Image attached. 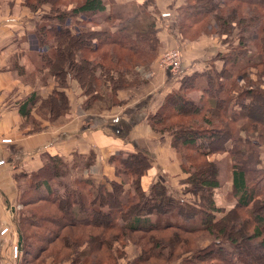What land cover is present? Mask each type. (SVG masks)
Returning <instances> with one entry per match:
<instances>
[{"label": "trees", "instance_id": "trees-1", "mask_svg": "<svg viewBox=\"0 0 264 264\" xmlns=\"http://www.w3.org/2000/svg\"><path fill=\"white\" fill-rule=\"evenodd\" d=\"M195 1L198 4L194 3L192 5L187 0L184 5L177 9L180 29L198 23L206 26L209 19L215 17L221 28L228 29L232 22L235 24L240 23L239 27L244 33L240 31L236 46L222 54L221 57L226 58L223 62L225 64L224 68L218 71L213 66L210 70H205L200 76L199 87H195V85L184 86L186 88L182 89L183 94L190 90L201 89L197 102H190L192 106L188 110H184V107L181 108L186 98L181 97L177 91L173 90L168 93L165 99H175L177 107L166 108L167 106L164 104L161 107L163 111L160 110L155 117L149 116L153 130L161 134L171 135L172 145L175 146L181 159L182 171L188 174L182 194L191 193L194 200L184 199L182 195L174 197L168 194L167 188L158 181L146 188L143 187L140 174L149 164V161L142 153L131 155L130 159H136L139 163L134 162L127 169H123L120 165L121 163L126 165L128 159L120 158L117 160L114 173L120 179L110 181L109 190L105 187V184L94 181L91 176L82 175V169L84 167L88 169L92 164V156L83 158L85 160L84 167L79 168V177L73 178V184L59 183L58 187L54 188L53 183L55 184L56 181L53 179L59 175L60 167L63 166L62 159L54 155L42 169L30 175L41 178L34 186L35 188L43 185L46 189L43 192L44 195L39 194L42 197L39 199L40 202L42 200L44 204H51L57 209L56 214L50 220L51 224L57 226V229L65 228L63 234L60 235L57 232L55 238L51 239L54 243L57 240L60 242L56 250L52 248L47 254L52 258V263L61 264L74 260L78 264H88L87 260L90 257L92 262L107 264L105 253L103 252L104 256H100V251L96 248L100 240V243L105 242L110 247L113 243L120 242L118 247L122 250L128 243L141 247L143 251L144 246L149 245L155 246V248L158 246L166 247L170 249L167 254L170 258L166 260L171 261L173 252H175L172 250L176 248L178 251L175 257L192 251L190 247L192 245L188 244L191 240L190 235L200 233L206 235V237H211L214 240L213 245H217L219 250L210 248L207 253L201 256L194 255L193 258L200 261L214 260L217 261L216 264H246L236 244L238 240L234 234L236 231L233 230L236 227L237 219L231 213H237L238 208L247 210L245 213L247 218H245V223L242 225H246L244 230L252 231V237L257 239L254 243L256 250L259 251L256 257L259 258V254L264 257V168L261 165H259L260 168L257 167V163L260 162L259 148L262 146L259 141L264 139V129L259 131L257 128L259 121L249 118L246 114V108L253 103L254 96L264 97V91L258 90L259 88L241 89L235 95V92L239 89L235 83V78L239 74L243 75V78L245 77L244 70L247 65L264 67V21L262 13H259L260 8L264 9V0H239L257 6L256 9L248 11L247 15L244 14L245 16L239 19L236 11H234L237 10L238 6L232 8L228 13L220 12L228 0L223 2H216L217 0ZM108 2L106 0H77L72 8H66L65 5L64 9H61L62 11H58L54 18L50 19L52 20L50 23L38 25L33 42H35L36 48L41 51L40 56L52 67L54 66L55 74L63 71L67 66L69 72L79 78L80 85L87 86L88 89L91 86V89L95 92L103 90L104 94L98 98V104H108V107H111L115 97L114 88L123 86L127 80L133 82L137 79L130 78L129 68L152 62L159 45V38L154 28L155 19L152 16L154 11L158 12L154 0H145L140 8H134L136 7L135 4L122 3L116 5L117 10H114V12L112 8L115 4L110 2V4H107ZM147 6H151V12L146 8ZM181 17L183 18L181 19ZM73 19L76 24H80L76 26L77 29L71 31L69 20ZM100 21L106 23V28L91 27L94 24L98 25ZM181 21L187 22L188 25H181ZM251 27H254L253 31L256 32L252 36L248 35L247 38H244L243 36H246L245 31ZM224 33L228 32L224 31ZM48 34L55 38L51 43L46 41ZM249 40L256 43L253 48L250 47V44L254 43H250ZM101 41L106 45H110L111 48L108 51H102L101 55H96L94 62L82 57V55H80L79 60L77 59L76 54L79 53L80 49L87 47L90 52L95 53ZM255 46L260 50L257 51ZM123 49L127 52L119 54L118 50ZM74 56H76L78 64L73 63ZM260 70L259 76L264 75V68ZM245 80L246 84L252 83L246 77ZM108 83L111 84V89L106 88ZM106 89L110 92L105 93ZM56 91L58 94H63L62 91ZM59 98L62 101V97L58 96ZM32 101L33 99L29 97L24 100L23 104L31 105ZM64 102L66 103L65 97ZM53 104L54 101L52 100L48 104L49 112L47 114L51 116L54 114ZM86 108L94 109L93 106L89 105ZM28 113V110L24 112L26 117L29 116ZM32 124L35 126V123ZM262 124L264 128V122ZM206 127L215 128L219 132H207L204 130ZM219 128L224 129V131L220 132L222 130ZM241 128H245L249 134L246 136L245 133L244 139L238 137ZM223 136H226V138ZM215 140H221V148L214 147ZM241 140L248 143V145L241 144ZM185 149L191 152L185 155L183 154ZM216 149L229 153L230 158H232L229 172L236 206L226 211V214L221 216L220 219L214 221L216 216H213L211 212L217 210V208L214 201H212L211 193L219 186V181L215 163L209 161L207 157L213 155ZM199 158L203 161L198 162L197 159ZM42 170L45 172L50 171L52 180H48V177L41 175ZM131 172L134 176L130 181H126L124 177ZM148 189L149 192H146ZM202 190L205 194L200 195L199 192H202ZM30 200L34 199L31 198ZM203 203L209 209V211L206 209L204 214L200 213ZM158 204H162L164 209H160ZM115 205L120 207L113 209ZM38 206L39 208L29 209V216L26 218L21 217L16 225L17 236H21V239L18 240L20 254L28 251L22 220L39 229L45 227L43 224L38 223L39 221H34L36 214L41 213L44 207H41V204ZM228 214H231V216ZM95 216L107 217L108 220L102 225L103 228L97 224ZM199 217L200 220L195 223ZM187 218L194 221V224L186 222L188 221ZM106 228L115 229L116 234L114 237H108V239L105 237L103 230ZM86 229L88 231L84 234ZM167 229H174L176 232L172 236L170 235L168 239H164L162 236H154L149 238L147 243H143V245L139 244L137 239L131 237L132 232L135 231L152 232ZM116 235L120 236L117 237ZM172 245H176V248ZM57 248L66 250L60 253L59 260H56V255L59 254ZM144 259L145 257L140 258L139 261H144ZM113 262H115V259L110 258L108 264H113ZM250 262L253 264L252 260Z\"/></svg>", "mask_w": 264, "mask_h": 264}, {"label": "rangeland", "instance_id": "rangeland-1", "mask_svg": "<svg viewBox=\"0 0 264 264\" xmlns=\"http://www.w3.org/2000/svg\"><path fill=\"white\" fill-rule=\"evenodd\" d=\"M9 1V0H7ZM77 0H20V5L22 4L27 6L28 10L32 11L34 14L38 13L40 15V20L38 21V25L43 24V23H50L51 18H54L55 14L58 11H62L64 9V6L66 5V8H72L76 4ZM145 0H129V1H124V4H135L137 8L144 4ZM160 2L162 12H153L152 16H154L155 19V25L154 28L158 32L157 36L161 37V35L166 34V36H163L159 38L158 42V48L156 49L154 53V58L152 62L147 63V64H138V66H133L129 68V76L130 78H137L133 82H130V80L126 83L123 84L121 87L114 88V100L112 101L113 104H111V107H108V104L102 105L98 104V98L102 97L104 92L103 90L101 92H95V90L91 89L92 87L89 86V89L87 86L80 85L79 78L74 75L73 73L69 72L67 66L65 69L59 73L54 72V66L48 62L42 57V56H34L36 53H32L30 56L26 57L28 60H31L33 63L28 66H23L19 67L17 66V73L19 75H22L21 81L24 84L30 85L31 88L33 89V94H31L30 98L33 99L30 107H33V113L37 116H40L41 118L44 117L45 120H50V122H59V121H65V118H68L69 114V109L71 110V107L73 109H77L76 114L78 113H85V111H91L92 113H99V112H104V111H113L115 109L123 108L125 104L133 101L134 99L138 98L139 95L144 93L145 91H149L153 88L154 83H158L163 80V77L165 76L163 72H169L174 78L175 82L177 84V88L175 91L178 92V95L181 97H185V103L181 106L184 110H188L192 105L190 102H197V99L199 97V94L201 93V89L197 90H190L186 94H183V88L185 85L187 86H198L200 85V80H201V75L204 73L206 70H210L211 67L214 66V68L218 71H220L221 68L225 67V62L226 58L221 57L224 52H228L236 46V41L238 40V34L241 31V28L239 27V24L231 23V25L228 26L227 28H221L218 24V20L215 19V17H211L209 21L207 22L206 26L200 25L201 23L195 24V25H190L189 27L184 26L181 27L179 26V15L177 12V9L184 5L187 0H158ZM168 1V3H166ZM190 3L193 5L194 3L198 4L195 0H189ZM223 2L224 0H217L216 2ZM185 2V3H184ZM203 3V2H200ZM10 6L7 7V9H12L14 6L13 0H10L8 3ZM118 6V5H117ZM238 6V7H237ZM237 7L236 11L237 13V18L239 19L240 17H244L245 15L248 14V11H251L252 9H256L257 6L255 5H250L248 3H243V1L239 0H228L225 5L221 8V13H228L232 8L234 9ZM146 8L149 9L151 12V6H147ZM6 9V10H7ZM62 9V10H61ZM34 10V11H33ZM113 12L116 9V5L113 6L112 8ZM166 14V15H163ZM259 13H262V18L264 21V9H259ZM245 14V15H244ZM100 18V17H98ZM183 17H181L182 19ZM261 18V19H262ZM68 22V21H67ZM71 22L70 24V29L71 31L77 29V25L80 23L76 24L74 19L69 20ZM103 21H100V23L94 24V26H91L93 28H98L100 29L106 28V23H102ZM181 25H188L187 22H182ZM242 25V23H241ZM240 25V26H241ZM204 27V28H203ZM204 30V32H203ZM254 27L249 28L247 31H245V35L243 36L244 38L249 36H252L254 31ZM224 31H227L228 33H224ZM161 32V34H159ZM243 32V30L241 31ZM244 33V32H243ZM254 37V36H253ZM252 37V38H253ZM54 37L50 34L46 36V41L47 43H51L54 41ZM100 41V39H99ZM248 42V41H245ZM254 44H250V43ZM249 44L251 45L250 47L253 48L254 45L256 44L255 42H252L249 40ZM84 46V45H83ZM81 46V47H83ZM109 48H111L110 45L104 44L102 41L99 43V48L97 51L90 52L87 47H83L80 49L79 53L76 54L77 59L79 60L80 55L82 57H86L90 61L94 62V58L96 55H101L102 51L104 52L105 50L108 51ZM256 50L258 49L257 46H255ZM41 52V51H40ZM127 52V50H118L119 54H123ZM129 52V51H128ZM39 53V50L38 52ZM250 53V52H249ZM248 53V54H249ZM75 59L73 63L78 64V60ZM43 59V60H42ZM227 61V60H226ZM168 62H176L179 63V67L173 71L170 68H167L166 65ZM252 63V62H251ZM131 65V64H130ZM178 66V65H177ZM70 68V67H69ZM264 67L258 65V66H246L244 70V76L248 78L252 83L246 84L245 77L243 78V75L239 74L237 78H235V83L238 86L239 89L235 92V95L240 92L242 89H258V90H263L264 91V75L259 76V71ZM98 69V68H97ZM131 69V70H130ZM68 70V71H66ZM99 72V71H97ZM134 72V73H133ZM258 74V75H257ZM104 80V79H103ZM189 80V81H188ZM71 84V85H70ZM73 86V87H72ZM253 86V87H252ZM71 87L76 90V93L73 94ZM98 87V86H97ZM199 87V86H198ZM69 88V89H68ZM106 88L111 89V84H107ZM59 89V91H62L63 94H58L56 91ZM183 89V90H182ZM40 90H44L47 92L46 97H42L38 92ZM71 90V91H70ZM182 91V92H181ZM57 92V94H56ZM106 92L108 89H106ZM68 94H71V102H69ZM58 96L62 97L58 99ZM64 97L66 98V103L64 102ZM174 98V96H173ZM254 101L253 103L250 104V107L246 108V114H248L249 118L253 120L259 121V124L257 125V128L259 131H262L263 128V122H264V97L262 96H254ZM54 101V114L53 116L48 115V108H49V103ZM79 100H81L82 104L79 107ZM248 102V101H247ZM76 104V105H74ZM164 104L167 106L166 108H171V107H177V102L175 99H165ZM93 106V110L87 109L86 106ZM71 106V107H70ZM78 106V107H77ZM76 107V108H74ZM238 109V107H237ZM84 110V112H83ZM160 111V110H159ZM154 112L152 115L153 117L158 115V112ZM161 111L163 109L161 108ZM111 113V112H110ZM32 117V116H31ZM50 117V118H48ZM263 121V122H262ZM262 122V123H261ZM38 123V122H37ZM158 126V125H157ZM40 127V126H39ZM38 127V128H39ZM204 127V126H201ZM222 130L221 128H219ZM207 132L215 131V133L219 132L215 130V128H208L204 129ZM156 131V130H154ZM224 129L220 132H223ZM245 133L246 136L249 134L245 130V128H241V130L238 133V137L244 139L245 138ZM236 135V134H235ZM171 136V135H170ZM226 138V136H223ZM173 140V139H172ZM262 146L259 148L260 151V162L257 163V167L259 165L263 166L264 168V139L259 141ZM221 140H215L214 147L216 148H221ZM229 143V142H228ZM172 144V143H171ZM241 144H247L241 140ZM175 148V146L173 145ZM182 149V147H181ZM176 150V148H175ZM183 150V149H182ZM191 151L190 150H184L183 154H189ZM92 156V161L94 159L93 153L90 152L86 155V157H91ZM50 157L49 154L46 156L43 155L41 158L43 160H48ZM175 159L179 161V165L181 167V159L179 158V154L177 150L175 151ZM209 161H213L216 166V173H217V178L219 181V186H217L213 191H212V201H214V204L217 208V210H212L211 214L213 216H216L214 221L217 219H220L221 216L225 215L226 211H228L231 208H234L236 206V201L234 198V193L231 187V180H230V172H229V167L232 164V158H230L229 153L226 152H221L219 149H216V152L213 153V155H210L207 157ZM76 157L72 156L70 159L66 162L61 161L63 166H61V170L59 171V175L55 176L53 180L56 181V183H53L54 188L58 187L57 185L67 183V185H71L74 182L75 178H78L79 174V168L84 167V159L80 160V164L76 161ZM198 162H202L203 159H197ZM117 163L118 161L115 160ZM139 163L136 161V159H130L127 160L125 163L126 165H123L121 163V167L123 169L130 168L132 163ZM93 163V162H91ZM90 165V164H89ZM92 165V164H91ZM100 169V168H99ZM182 170V168H181ZM57 172V171H56ZM98 174L100 175L99 172L100 170L97 171ZM183 172V171H182ZM41 175H45L48 177V180H52L50 177V171H41ZM58 173V172H57ZM133 172L127 174L124 178L126 181H130V179L134 176L132 175ZM184 172L182 175L184 177H187V173ZM40 175V174H39ZM98 175V176H99ZM141 184L143 187H147V183L144 178V170L141 172ZM87 176H90L87 174ZM74 178V179H73ZM41 178H37L36 175H32L28 177V180H26L25 183H21L23 180H18L19 184V189H20V196L17 199L16 198V207L17 209L14 211L12 215V220L11 222L13 223V227H11V235L15 237V240L12 244V264H54L52 263V258H50L47 254L54 248L56 250L57 245L60 244L59 240H57L55 243L51 239L55 238V234L58 232L61 234L64 233V229H57V226L51 224V218L56 214L57 209L55 206H52L51 204L43 203L40 197L41 194L44 195V188L43 185H41L39 188H35L34 186L37 185L38 180ZM183 177L178 179L177 182H171V186H168L167 188V193L170 195H173V192L176 191L177 194H181L184 199L186 198L187 200H194V197L192 196L191 193H185V195L180 192L179 189H182V181L184 182ZM54 181V182H55ZM24 182V181H23ZM58 182V183H57ZM108 186L109 184L106 183ZM177 187V188H175ZM179 187V188H178ZM185 187V186H184ZM30 188V189H29ZM62 191V190H61ZM146 192H149V189L146 190ZM200 195L205 194V192L202 190V192H199ZM202 193V194H201ZM40 194V195H39ZM33 198L34 200H30ZM201 199V198H200ZM198 201V200H197ZM41 204L42 212L36 214L34 221H39L38 223L43 224L45 227L42 229H39L38 227H35L33 225L27 224V221L22 220V225L24 229V234L27 238L26 242L28 243L27 249L28 251L26 253L20 254V250L18 249V242L17 239L19 238L17 236V223L19 222L18 220L22 218H26L29 216L28 210L29 209H35L39 208L38 205ZM160 209H164V206L162 204H158ZM202 210H200V213L204 214V211L207 209L206 204H202ZM120 207L119 205H115L113 209H116ZM56 209V211H55ZM40 210V209H38ZM44 210V211H43ZM209 211V209H207ZM260 208L258 209V211ZM246 209L245 208H238L237 213L233 212L231 213L236 221V227L233 228L234 234L236 235L235 238H237V245L238 249L243 255L244 258V263L246 264H251L250 260H252L253 264H264V257L263 255L259 254V258H257V252L255 248V241L257 239H254L252 236V231L244 230V227L246 225H242L245 223V218L246 215ZM257 211V212H258ZM231 214H228L231 216ZM202 216V215H200ZM228 216V217H229ZM190 217V216H186ZM214 218V217H213ZM96 222L99 226L102 227L104 225L105 221L108 220L107 217H101V216H95ZM189 223L194 224V221L190 220L187 218ZM200 220V217L195 223H198ZM185 222V221H184ZM185 222V223H186ZM101 223V225H100ZM47 228V229H46ZM103 228V227H102ZM74 230H78L73 228ZM239 231H238V230ZM57 230V231H54ZM91 230V229H89ZM79 231V230H78ZM88 230L86 229L84 234H86ZM104 231L105 237L108 239V237H114L116 234L115 229L113 228H106ZM10 232V231H8ZM7 232V233H8ZM176 231L174 229H167V230H157V231H152V232H146V231H135L132 232L131 237L134 239H137L138 243L143 245V243H147V240L149 238H152L154 236H162L164 239L170 238V235L174 234ZM119 237L120 235H116ZM18 237V238H17ZM48 238V239H47ZM190 246L192 248V251L187 252V253H182V255H179L178 257L176 256V253L178 249L176 248V245H172L176 249L172 250L175 251L173 252V256L171 257V261H167V258H170L167 256L168 252L170 251L169 248H164V247H157L155 246H144L145 249L144 251L142 250L141 247L136 246L133 243H128L125 248L122 250L121 248L119 249L118 242H115L111 245H107V243L103 244L100 243V241L97 243V247L99 249V254L100 256H107L106 262H110V258H114L115 262L113 264H216L214 260H197L196 258H193L194 255H203L204 253H207V250L210 248H214L216 250H219L217 245L214 244V240L211 237H206V235H201L200 233L197 234H192L190 235ZM19 240V239H18ZM103 240V239H102ZM100 243V245H99ZM102 244V245H101ZM15 246H17L15 248ZM169 249V250H168ZM59 254L56 255V260H59L61 255L60 253L65 252L66 250L63 249H58ZM143 251V252H142ZM104 252V253H103ZM152 254V255H151ZM222 255L221 253H219ZM155 255V256H153ZM158 255V256H157ZM45 256V257H44ZM94 257L96 256L95 254L93 255ZM255 256V258H253ZM44 257V258H43ZM116 257V258H115ZM144 261H139L140 258H144ZM208 258V257H206ZM251 258V259H250ZM89 257L88 264H97V262H92V259ZM249 260V261H247ZM191 261V262H188ZM220 262V261H218ZM107 263V264H108ZM61 264H78V262L72 261H66ZM222 264V263H218Z\"/></svg>", "mask_w": 264, "mask_h": 264}, {"label": "crops", "instance_id": "crops-1", "mask_svg": "<svg viewBox=\"0 0 264 264\" xmlns=\"http://www.w3.org/2000/svg\"><path fill=\"white\" fill-rule=\"evenodd\" d=\"M108 1L120 5L129 0ZM154 1L158 12H162L160 2ZM9 2L0 0V160H3L0 163V230L8 227L10 231L0 232V264H12L11 248L15 237L11 235V227L14 226L11 220L17 209L16 198L20 196L18 180L25 183L33 172L42 169L54 155L63 162L75 156L80 162L92 152L93 163L88 169H82V175L89 174L94 181L105 184L108 190L110 181L120 179L114 173L115 160H129L131 155L138 153L144 154L149 161L144 169L147 186L158 181L169 188L181 177L186 179L179 161L174 157L176 150L171 144L172 137L154 131L149 121L150 115L161 110L168 93L177 88L175 78L168 71L163 72V80L154 83L151 90L145 91L123 108L99 113L87 110L76 114L78 108L70 106V116L65 121L45 120L33 113L32 106L23 104L33 94V89L22 83V75L17 73V66L33 63L26 57L32 53L40 57V51L37 53L38 48L33 42L40 15L20 5V0H13V8L7 9ZM72 87L75 94L76 90ZM38 93L42 97L47 96L44 90ZM69 97L71 102V94H68ZM81 104L79 100L78 106ZM26 110L29 111L28 117L24 114ZM4 138L9 141H2ZM47 154L50 155L49 159L43 160L41 157ZM99 170L100 175L97 172ZM181 186H185V180ZM183 187L179 189L180 192H183ZM179 195L174 191L172 196Z\"/></svg>", "mask_w": 264, "mask_h": 264}, {"label": "built area", "instance_id": "built-area-1", "mask_svg": "<svg viewBox=\"0 0 264 264\" xmlns=\"http://www.w3.org/2000/svg\"><path fill=\"white\" fill-rule=\"evenodd\" d=\"M163 15H166V14L163 13ZM177 65H178V66H177ZM166 67L172 69L173 71H175V69H177V68L179 67V63H176V62H168L167 65H166ZM2 141H4V142H8L9 139L4 138V139H2ZM2 162H3V160H0V163H2ZM6 231H8V227H3V228L0 230L1 233H4V232H6ZM16 247H17V246H15V248H16Z\"/></svg>", "mask_w": 264, "mask_h": 264}, {"label": "water", "instance_id": "water-1", "mask_svg": "<svg viewBox=\"0 0 264 264\" xmlns=\"http://www.w3.org/2000/svg\"><path fill=\"white\" fill-rule=\"evenodd\" d=\"M19 239H21V236H19Z\"/></svg>", "mask_w": 264, "mask_h": 264}]
</instances>
